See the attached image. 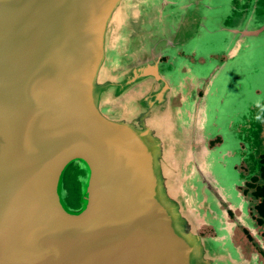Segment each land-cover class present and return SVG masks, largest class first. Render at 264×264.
Listing matches in <instances>:
<instances>
[{
  "label": "water",
  "instance_id": "obj_1",
  "mask_svg": "<svg viewBox=\"0 0 264 264\" xmlns=\"http://www.w3.org/2000/svg\"><path fill=\"white\" fill-rule=\"evenodd\" d=\"M216 3L0 0V264H245L230 248L236 226L257 233L237 186L260 174V127L247 172L198 164L238 145L227 138L190 150L201 192L182 186L168 123L184 111L168 83L180 61L156 50L215 30Z\"/></svg>",
  "mask_w": 264,
  "mask_h": 264
},
{
  "label": "flooded vegetation",
  "instance_id": "obj_2",
  "mask_svg": "<svg viewBox=\"0 0 264 264\" xmlns=\"http://www.w3.org/2000/svg\"><path fill=\"white\" fill-rule=\"evenodd\" d=\"M215 6L214 9L219 12L215 30L206 36H202V31L192 34L197 37L192 42L188 40L186 45L156 49L176 52V59L180 61L176 64L179 65V74L170 75L168 83L172 106L184 108V111L171 117L168 123L172 126V134L179 140L175 147L181 158V184L188 187L195 182L194 193L199 194L201 186L198 181L201 180L194 166L192 169L190 150L200 146L203 150L205 143L208 149H213L222 146L227 138L237 139L238 145L230 154L226 151L216 157L198 156V164L203 171L212 172L213 165H222L234 159V167L247 172L244 160L238 159V150L245 146L241 136L247 134L252 126L247 116L254 107L251 95H260L264 87V0H218ZM185 30L189 36L190 29ZM211 34L215 37L202 40ZM159 59L164 62L170 57L164 54ZM260 104L262 101L255 106L259 108ZM258 158L261 161V152ZM248 182L245 181V186L238 187V190L252 201L250 192L243 191ZM229 204L226 201L221 207L224 209ZM249 209L255 213L254 208ZM226 210L232 220L233 209ZM252 219L256 235L241 226L245 238L236 243L234 241L236 246H232L230 252L233 257H238L236 252L239 250V257L245 264H264V224ZM196 230L202 237L216 236L213 225L201 224ZM206 253L212 255L216 253V248L210 247Z\"/></svg>",
  "mask_w": 264,
  "mask_h": 264
},
{
  "label": "rangeland",
  "instance_id": "obj_3",
  "mask_svg": "<svg viewBox=\"0 0 264 264\" xmlns=\"http://www.w3.org/2000/svg\"><path fill=\"white\" fill-rule=\"evenodd\" d=\"M251 102H252V104L254 105V107H252L251 108V111L249 112V114H247V116H248V119H249V121H250V123H251V125H252V129H251V132L253 133L254 132V130H253V128H254V126H255V128L257 129V128H259L260 127V136H259V138L261 139V145H260V152H263L264 153V103H262V104H260L259 105V108H257L256 106H255V103H257V102H259V101H264V87L262 88V93L260 94V95H256V94H254V93H252V95H251ZM241 137H243L244 139V148L246 147L247 148V150L246 151H244V152H242V148L241 147H239V150H238V152L239 153H241V155H243V156H246V153H248V150H249V146H248V138L246 137V134L244 135V136H241ZM238 138H240V136H238ZM238 143V142H237ZM240 149H241V152H240ZM260 152H259V154H260ZM239 156L238 157V159H241L243 156ZM237 159V160H238ZM254 163V162H253ZM247 168V167H246ZM248 170V169H247ZM244 172V171H243ZM245 173V172H244ZM240 186H245V185H239V186H237V188L238 187H240ZM243 189V187L241 188V190ZM245 197H246V199H248L249 201H251L250 199H249V197H248V195L246 196L245 195ZM222 205V204H221ZM249 207H251V208H253V199H252V201L248 204V206H247V208H248V215H250V216H252V218H254V215L253 214H255L254 213V210L253 209H249ZM222 208V207H221ZM235 214H240V210L239 209H236L235 210V212H234ZM209 226L211 225V224H208ZM241 226L240 225H238V226H236V228L234 229V233H233V235H232V242H233V246H236L235 244H234V241H235V243L236 242H239V239H242V238H245V236H244V234H242V229L243 228H240ZM216 231V230H215ZM249 236V235H248ZM238 246H240V245H238Z\"/></svg>",
  "mask_w": 264,
  "mask_h": 264
},
{
  "label": "trees",
  "instance_id": "obj_4",
  "mask_svg": "<svg viewBox=\"0 0 264 264\" xmlns=\"http://www.w3.org/2000/svg\"><path fill=\"white\" fill-rule=\"evenodd\" d=\"M260 174L253 176L247 183L244 192H250L253 199V208L255 209L254 219L258 224H264V153L261 152ZM260 160V159H259ZM262 171V172H261ZM264 237V232L262 233Z\"/></svg>",
  "mask_w": 264,
  "mask_h": 264
}]
</instances>
